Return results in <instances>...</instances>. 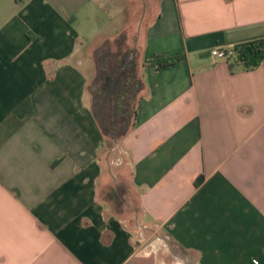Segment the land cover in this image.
Wrapping results in <instances>:
<instances>
[{
    "label": "crops",
    "instance_id": "obj_1",
    "mask_svg": "<svg viewBox=\"0 0 264 264\" xmlns=\"http://www.w3.org/2000/svg\"><path fill=\"white\" fill-rule=\"evenodd\" d=\"M106 1L0 0V264H264V60L210 56L264 39V0H142L121 139L136 229L99 198L106 138L80 69L126 29L99 35Z\"/></svg>",
    "mask_w": 264,
    "mask_h": 264
},
{
    "label": "rangeland",
    "instance_id": "obj_2",
    "mask_svg": "<svg viewBox=\"0 0 264 264\" xmlns=\"http://www.w3.org/2000/svg\"><path fill=\"white\" fill-rule=\"evenodd\" d=\"M145 1L148 4V0ZM102 7L105 10L103 17L104 27L99 31V35L110 36L118 32L116 30L121 26L120 17H123V19L126 18V29H123L118 36L113 38L100 39L94 47L95 50L92 54L93 61H90L87 56H84L85 61L80 66V69L87 74L89 78L87 97L96 114L98 111L97 99L100 93H102L100 86L104 77L107 76L109 74L108 72L114 67L113 64L116 63L119 67L124 62L123 57L127 53L133 54L135 52L132 42L137 35V29L133 27V25L135 21L140 18L143 4L142 0H107L105 3H102ZM108 60H110L109 63ZM93 62L95 64L94 72L92 71ZM100 67L102 68L101 70H99ZM99 115L103 118L102 121L100 117H98L100 124L105 121L107 122L109 110L104 109L102 111L100 109ZM123 120L124 119L121 117L113 121L114 126L120 131V134L125 133V131L129 129L131 118L129 116V120L127 119V122L125 121L126 123H124ZM114 142H116L115 145L113 144ZM103 153L105 157V168L100 184L99 198L110 206L112 213L125 223L128 228L136 229L139 213V208L137 206L138 195L131 185V166L122 148L121 139L112 140L110 137H107ZM112 189H117L118 192L122 190L121 192L125 193V205L121 210L114 211L112 203L108 202L106 199L107 192Z\"/></svg>",
    "mask_w": 264,
    "mask_h": 264
},
{
    "label": "trees",
    "instance_id": "obj_3",
    "mask_svg": "<svg viewBox=\"0 0 264 264\" xmlns=\"http://www.w3.org/2000/svg\"><path fill=\"white\" fill-rule=\"evenodd\" d=\"M232 53L233 57L228 59L229 67L232 71L255 70L262 64L264 60V39L235 45L232 47ZM181 60L182 58L155 57L152 63L158 69H168L175 67ZM109 62L110 60H108V63ZM101 69L102 68L100 67L99 70ZM126 78L127 81L125 82V85H123L122 90H120L116 95L110 97L106 93L102 92L100 93V96L97 99V114L94 111L97 120L98 117H100V119L103 121V118L99 115L100 109L102 111L104 109L109 110V117L107 119V122L105 121L100 124V122L98 121L100 129L104 137L106 138V141L107 137H110L112 140H117L118 138L122 139L134 125L135 107L137 103L138 94L142 88V83L140 79L136 76L134 70L128 72L126 74ZM129 116L131 118L129 122V129L125 131V133L120 134V131H118L116 126H114L113 121H115L116 118L119 119L122 117V119H124L123 122L126 123L127 119L129 120ZM115 143L116 142H114L113 144L115 145ZM121 191L122 190L118 192L117 189H112L107 192L106 199L108 202L112 203L114 211L121 210L125 205V193ZM137 206L139 208L140 213V206L138 202Z\"/></svg>",
    "mask_w": 264,
    "mask_h": 264
},
{
    "label": "flooded vegetation",
    "instance_id": "obj_4",
    "mask_svg": "<svg viewBox=\"0 0 264 264\" xmlns=\"http://www.w3.org/2000/svg\"><path fill=\"white\" fill-rule=\"evenodd\" d=\"M124 62L119 67L113 64L114 67L111 69L109 74L104 77L100 89L103 93H106L110 97L116 95L122 90L123 85L127 81L126 74L131 72L133 69V54L127 53L123 57Z\"/></svg>",
    "mask_w": 264,
    "mask_h": 264
},
{
    "label": "built area",
    "instance_id": "obj_5",
    "mask_svg": "<svg viewBox=\"0 0 264 264\" xmlns=\"http://www.w3.org/2000/svg\"><path fill=\"white\" fill-rule=\"evenodd\" d=\"M210 56L216 60L228 61V59L233 57L232 48L225 50L214 49L210 52Z\"/></svg>",
    "mask_w": 264,
    "mask_h": 264
}]
</instances>
